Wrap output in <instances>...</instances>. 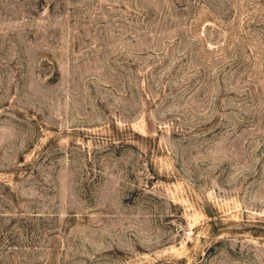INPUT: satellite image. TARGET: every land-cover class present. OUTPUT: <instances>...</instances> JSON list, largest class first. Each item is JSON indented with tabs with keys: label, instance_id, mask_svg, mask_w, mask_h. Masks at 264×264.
Instances as JSON below:
<instances>
[{
	"label": "rangeland",
	"instance_id": "obj_1",
	"mask_svg": "<svg viewBox=\"0 0 264 264\" xmlns=\"http://www.w3.org/2000/svg\"><path fill=\"white\" fill-rule=\"evenodd\" d=\"M0 264H264V0H0Z\"/></svg>",
	"mask_w": 264,
	"mask_h": 264
}]
</instances>
